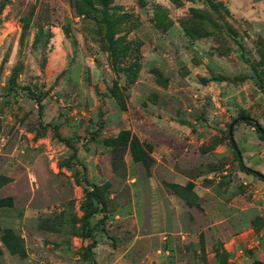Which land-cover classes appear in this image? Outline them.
I'll return each instance as SVG.
<instances>
[{
  "label": "rangeland",
  "instance_id": "obj_1",
  "mask_svg": "<svg viewBox=\"0 0 264 264\" xmlns=\"http://www.w3.org/2000/svg\"><path fill=\"white\" fill-rule=\"evenodd\" d=\"M241 117L264 0H0V264H264Z\"/></svg>",
  "mask_w": 264,
  "mask_h": 264
},
{
  "label": "trees",
  "instance_id": "obj_2",
  "mask_svg": "<svg viewBox=\"0 0 264 264\" xmlns=\"http://www.w3.org/2000/svg\"><path fill=\"white\" fill-rule=\"evenodd\" d=\"M40 108V107H39ZM247 125H250L252 128L255 129L257 137L260 140H264V131H262L261 127L259 124L256 123V121H250V122H245ZM56 132V131H55ZM57 134V133H56ZM68 148H70L72 150V156H74L75 154V150L73 148V146L70 145V143L66 140L60 139ZM236 157L238 160V163L240 164V167L242 169V171L247 172V170L242 166V159L239 153H236ZM255 175H257V173H255ZM264 179V177H262ZM173 188L176 189H180L178 186H172ZM180 193V192H178ZM90 196H92L93 199L98 200L99 201V197H97V195H95L93 192L89 193ZM88 236L90 237V235L88 234ZM3 243L5 244V246L8 248V250L10 252L13 253V249L10 247L9 243L4 239ZM94 247V242L92 241V243H90L89 245H87L86 249H85V258L88 262H90V264H96L95 262V257L94 254L92 252V249ZM252 264H262L261 262H254Z\"/></svg>",
  "mask_w": 264,
  "mask_h": 264
},
{
  "label": "water",
  "instance_id": "obj_3",
  "mask_svg": "<svg viewBox=\"0 0 264 264\" xmlns=\"http://www.w3.org/2000/svg\"><path fill=\"white\" fill-rule=\"evenodd\" d=\"M250 121H252V119L241 117V118L237 119L234 123L238 124V123H245V122H250ZM261 130L264 131L263 129H261ZM232 132H233V125H231L229 127V131H228V135H229L230 141L233 142V133Z\"/></svg>",
  "mask_w": 264,
  "mask_h": 264
}]
</instances>
